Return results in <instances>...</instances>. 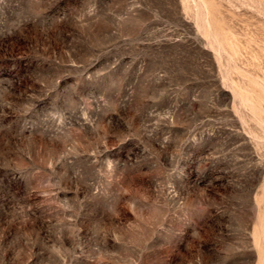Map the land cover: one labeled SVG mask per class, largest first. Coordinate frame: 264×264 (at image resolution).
<instances>
[{
	"label": "rangeland",
	"instance_id": "obj_1",
	"mask_svg": "<svg viewBox=\"0 0 264 264\" xmlns=\"http://www.w3.org/2000/svg\"><path fill=\"white\" fill-rule=\"evenodd\" d=\"M0 264H264V0H0Z\"/></svg>",
	"mask_w": 264,
	"mask_h": 264
}]
</instances>
